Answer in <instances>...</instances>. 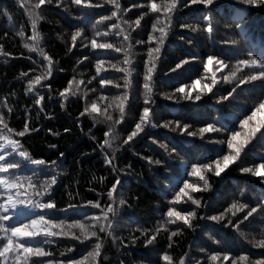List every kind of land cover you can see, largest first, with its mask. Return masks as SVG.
<instances>
[{
  "label": "trees",
  "instance_id": "obj_1",
  "mask_svg": "<svg viewBox=\"0 0 264 264\" xmlns=\"http://www.w3.org/2000/svg\"><path fill=\"white\" fill-rule=\"evenodd\" d=\"M93 2L100 3L101 0H93ZM156 2L160 3L161 0ZM185 2L187 3V0ZM120 3L122 8L128 9V12L120 13L121 20L131 23L141 15L142 11L147 13V0H120ZM241 7L246 9L243 22L234 19L235 10ZM112 10L111 5L89 10L83 16L81 23L74 20V17L81 15V11L70 6L68 0H64V7L57 6L55 3L42 6L43 19L39 21L37 30L42 37L40 47L44 48L54 61L53 76L49 77L52 100L45 95L42 106H36L35 97L47 93L48 90L37 86L38 91L27 92V81L44 72L47 65L42 63L41 55L29 52L24 47L25 43H31L27 38L32 34L25 8L17 0H0V45L3 46V52H0V112L5 114L9 125L17 130L23 129L26 119L33 128L40 127L42 130L26 134V138H21V142L34 159L58 161L59 165L55 169H48L44 166L29 164L22 172L13 174L31 176L35 173L40 181H46L50 176L56 175L58 182L53 186L54 190L50 195L58 209L65 208L68 203L82 204L87 200H100L101 206L108 203L106 193L110 183L100 182L101 177L111 179L113 175L112 169L104 164V158L106 155H111V149L100 147L108 126L102 119H94L88 115L80 116L86 106L85 99L91 103L92 99H98L101 94L98 90V82L91 86L97 89L95 95L87 87H82L77 96H69L64 101V108H61L58 92L68 86L67 81L73 77L86 82L94 74L92 64L95 58H109L107 54H102L98 50L95 57L90 56L88 62L83 63L82 66L78 65L77 60L81 59V55L89 53L78 46L68 52L67 49L71 46V33L75 30L70 25L84 28L85 35L90 39L94 30H106L107 22L103 25H97L96 22L100 16L110 15ZM205 16H208L210 21H205ZM155 19L156 14L148 13L142 20V28L136 30L133 39L129 41L134 45V55L141 58L138 65L141 75L137 78L139 81L137 88L143 83V60L147 58V32L151 31V25ZM111 22L115 23V19ZM209 22L213 26L211 33L204 30ZM180 24L197 26V31L193 32L191 27L181 28ZM93 25H96L95 29ZM122 26L128 28V24ZM21 30L24 33L23 37L19 35ZM136 39H143L146 43L136 45ZM111 42L120 43L115 38ZM261 51H264V7L243 6L235 3L234 0H217L215 6H209L208 9H205L203 5L182 7L175 16L174 27L162 49L161 59L157 65L158 71L154 74L156 103L153 107L158 111V118L154 122L160 124L162 121H175L182 118V124L187 123L191 131L198 132L200 127L221 120L228 124L229 130L245 131L241 129L239 119L250 114L251 108L255 106L253 101L258 103L255 93L259 82H253L257 87L240 85L233 98L219 103L217 101L221 95L231 91L239 83V79L252 73L251 69L237 66V61L248 59L249 53L259 59ZM111 55L116 59H123L122 54L112 53ZM207 55H215L225 63V68L216 72L219 83L214 86L213 92H206L203 89V85L211 83L212 79V73L206 72L203 68ZM193 56L196 59H191ZM181 59H188L190 62L182 69L170 72L169 69L175 68V64ZM33 61L36 63L34 64ZM210 67L215 72L218 66L213 62ZM25 72L29 73L27 78L21 75ZM109 72L108 78L123 83L122 73L113 69H109ZM233 72L236 74L233 78L234 83L224 82L223 77L231 78ZM193 80L200 81V87L193 88V93H206L202 95L201 101L193 103L181 100L176 103L160 95V93H172L181 84L185 85L187 91L188 88L193 87ZM108 88L111 91L104 92L105 96L120 94L113 85H109ZM85 92L88 93L87 97L84 96ZM134 94L138 97L133 102V108L137 111L127 114L129 123L126 130L117 126L121 140L114 142V147L117 143L122 144L123 138L132 130L135 120L138 119V109L143 106V98L139 97L138 92ZM102 103L98 101V106ZM41 107L43 111L40 110ZM216 127H221V124L216 123ZM65 128L69 131L65 132ZM48 129L58 132L59 135H52ZM218 140H223L225 143L210 144V141ZM226 140V133L221 135L206 133L205 139L201 140L199 135L187 137L185 134L157 127L148 128L146 134L142 133L135 142H129L128 145L118 148L114 163L119 169H127V179L125 187L121 189L122 196L118 194L117 200L123 198L126 203L122 206L117 230L113 233L117 239L114 242L112 237L104 238L103 255L98 258L97 264H100L103 256L108 257L103 264H119L120 260H123L125 264H166L162 259L165 251L172 257L174 264H177L180 257L186 254H190L188 264H195V261H200V264H230V261H222L219 258L218 262L209 260L213 252L223 255L225 251L231 256H238L244 252L250 253L253 259L259 258L264 249L254 247L250 241L253 237L259 239V234L264 229V213L256 215L255 218H249L250 222L246 221L239 231L224 227L227 219L216 224L208 221L206 217L224 212L227 218L234 221L235 217H232L234 209L229 208L234 200L249 203L250 200L264 199V196L260 195L264 192L260 178L251 174H242L239 171L240 167H255L264 162V139H256L251 143L247 148L244 161L236 166H230L229 170L220 177L207 174L212 185L211 189L193 193L196 198L206 202L205 206L197 212L198 217L203 216L205 219L196 221L197 225L203 227V231L199 227L195 231L184 227L182 234L173 237L171 248H169L168 232L175 231L176 225H168L167 229H162L154 245H145L146 237L140 234L145 229L148 230L146 235L153 234L154 230L166 221L164 213L170 206L177 211L191 210V207L185 204H169V200L179 190V186H183L184 179L198 184L200 188L204 187L198 177L187 176L183 161H188L187 170H191V163H211V160L216 158L213 153L217 149L223 147L225 152L228 151ZM162 144L168 145L169 152L172 147H176V153L169 156L160 147ZM49 145L57 147L53 149ZM60 153H64V156L60 157ZM202 154L210 155L211 159L198 160L197 157ZM144 157H152L153 160H160L162 163L150 165ZM177 171L179 176L176 175ZM93 177L96 179L94 180ZM172 183H176L177 186L171 187ZM98 193H104V195L100 197ZM251 206H254V203ZM94 213L99 214V209H95L94 212L86 211L87 215ZM68 216L73 219L81 218L59 211L55 213L54 218L66 219ZM237 216L241 214L237 213ZM133 237L136 238L135 243H131ZM120 240H123L122 245ZM93 243H95L94 240ZM68 247H73L72 253L65 251ZM46 248L57 257L64 252L69 258H79L91 250L92 244L81 245L78 242L60 239Z\"/></svg>",
  "mask_w": 264,
  "mask_h": 264
},
{
  "label": "snow or ice",
  "instance_id": "obj_2",
  "mask_svg": "<svg viewBox=\"0 0 264 264\" xmlns=\"http://www.w3.org/2000/svg\"><path fill=\"white\" fill-rule=\"evenodd\" d=\"M17 2L25 8L32 30L31 36L27 38L31 43H25L24 47L29 52H36L41 55L43 57L42 63H46L47 65L44 72L35 75L33 79L27 81L26 88L27 92L38 91L37 86L48 90L47 93L37 95L34 99L36 106H42L45 95H48L49 99L52 100L49 77L53 76L54 61L44 48L40 47L42 37L41 33L37 30V26L39 21L43 19L41 15L42 6L55 3L57 6L64 7V0H34V2L33 0H22V2L21 0H17ZM216 2L217 0H187V3L185 0H161L160 3H157L156 0H147V13L142 11L141 15L137 16L135 21L130 23L120 18L121 12H128L127 8H122L120 0H101L100 3H94L93 0H68L70 6L81 11L80 16L74 17V20L81 23L83 22V16L89 10H94L105 5L113 7L110 15L100 16L96 22L97 25H103L107 22L106 30H94L90 39L85 35L84 28L70 25L75 30L71 33V46L67 49L68 52H71L74 47L78 46L89 53L88 55H81V59L77 60L78 65L82 66L83 63L88 62L90 56L95 57L98 50L102 54H107L109 58H95L94 64H92L94 74L86 82L83 79L78 80L73 77L67 81L68 86L63 87L58 92L61 108H64V101L69 96H77L82 87H87L95 95L97 89H93L91 86L98 82V90L101 94L98 99H92L91 103H88V100L85 99L86 106L83 108L80 116L88 115L94 119H102L108 126L107 131L104 132L105 138L100 144L102 149H111V155L105 156L104 164L112 169V178H100L102 184L106 181L110 183V187H108L106 193L108 203L101 206L100 200H87L82 204L68 203L65 208L58 209L50 195L54 190L53 186L57 185L58 182L56 175L50 176L46 181H40L36 178L35 173L31 176L13 174L14 172H22L29 164L44 166L48 169H55L59 165L58 161L48 162L43 158L34 159L22 144L21 138H26V134L42 130L40 127L33 128L26 119L23 129L17 130L9 125L5 114L0 112V264H97L98 258L103 255L104 238L112 237L114 242L117 239L113 233L117 230L122 206L126 203L123 198L117 200L118 194L122 196L121 189L125 187V180L127 179V169H119L118 165L114 163V160L117 158V149L123 145H128L129 142H135V139L142 133L146 134L148 128L160 127L170 132L185 134L187 137L199 135L201 140L205 139L206 133L227 134L226 145L228 151L225 152L223 147L217 149L213 153L216 158L215 160H211V163H191V170H187L188 161H183L187 176L198 177V180L203 182L204 187L200 188L198 184L190 183L188 179H184L183 186H179V190L169 200V204H185L191 207V210L177 211L174 207L170 206L167 212L164 213V216L167 218L166 221L161 223L154 230L153 234L146 235L148 231L146 229L141 231L140 234L146 237L144 240L145 245H154L157 241L158 233L162 229H167L168 225H176L175 231L168 232L169 248H171L173 237L182 234L184 227L193 231L199 227L203 231V227L197 225L196 221L198 219H205L203 216L198 217L197 212L198 209L205 206L206 202L196 198L193 193L211 189L212 185L209 182L207 174L220 177L226 170H229L230 166H236L238 163L244 161V157L247 155V148L251 143L256 139H264V51L260 52L259 59L253 56L252 53H249L248 59L237 61V66L251 69L252 73L243 79H239V83L231 91H227L226 95H221L217 101L219 103L220 101H227L229 98H233L239 90L240 85H253V87H257L253 82H259L258 90L255 93L258 103L253 101L255 106L251 108L250 114L244 115L242 119H239L241 129H245L243 132L229 130L228 124L221 120L216 121V123L221 124V127L217 128L216 123H209L200 127L198 132L191 131L187 123L182 124V118L175 121H162L160 124H156L154 121L158 118V111L153 107L156 103L154 100L156 94L154 91V74L158 71L157 65L161 59L162 49L165 47L170 31L174 27L175 16L179 13L180 9L188 5H203L205 9H208L209 6H215ZM234 2L243 6L264 7V0H234ZM235 11L234 19L243 22L246 9L241 7ZM148 13L156 14V19L151 25V31L147 32V58L143 60V83L137 88V84L139 83L137 78L141 75L138 71L141 58L134 55V45L129 41L133 39V34L136 30L142 28V20ZM113 19H115V23L111 22ZM204 20L210 21V18L205 16ZM123 24H128V28L123 27ZM95 27L96 25H93L94 29ZM180 27H191L193 32L197 31V26L180 24ZM212 29L213 26L209 22L206 24L204 30L211 33ZM19 35L21 37L24 36L23 30L20 31ZM113 38L119 40L120 43L111 42ZM145 43L143 39L135 40L136 45H144ZM0 52H3L2 45H0ZM112 53L122 54L123 59H116V57L111 55ZM5 55H8V53H5ZM191 59L194 60L196 57L193 56ZM189 62L188 59H181L175 64V68L169 69V71L176 72V70L182 69ZM213 62L218 66L215 72L210 67ZM33 63L35 64L36 61H33ZM203 68L206 72L212 73L211 83H205L203 89L206 92H213L214 86H217L219 83L216 72L225 68V63L215 55H207L203 62ZM109 69L123 74L121 77L123 80L122 84L108 78L110 75ZM21 75L27 78L29 73L25 72ZM235 77L236 74L233 72L231 73V78L230 76H224L223 80L231 84L234 83L233 78ZM109 85H113L115 89L119 90L120 94L111 97L105 96L104 92L111 91L108 88ZM73 86L75 87L73 88ZM192 86V88H188L186 91L185 85L181 84L172 93H160V95L176 103H179L181 100L193 103L201 101L202 95L206 93H193V88L198 89L200 87V81L193 80ZM135 92H138L139 97L143 98V106L138 109V119L135 120L132 130L123 138L122 144L117 143L114 147V142L121 140L117 126L126 130V126L129 123L127 114L137 111V109L133 108V102L138 99L137 95L134 94ZM87 95L88 93L85 92L84 96L87 97ZM98 101L103 103L98 106ZM5 107H7L6 104ZM40 110L43 111V108L41 107ZM48 131L54 136L59 135L58 132H53L51 129H48ZM64 131L68 132L69 129L65 128ZM215 143L223 145L225 141H210V144ZM49 147L55 149L57 146L49 145ZM160 147L169 156L176 153V147H172L171 152L168 151V145L166 144H162ZM201 147L204 146L201 145ZM221 153L223 154L221 155ZM63 156L64 153H60V157ZM144 159L150 165H160L162 163L160 160H153L152 157H144ZM197 159L210 160L211 156L202 154ZM239 171L242 174H251L260 178L261 184L264 186V162L255 165V167H240ZM44 174L47 175V173ZM176 175L179 176V171L176 172ZM93 179L95 180L96 178L93 177ZM170 186L176 187L177 184L172 183ZM92 190L95 191V189ZM97 195L102 197L104 193H98ZM260 195L264 196V192L260 193ZM253 203L254 206H251ZM229 208L234 209L232 212V217H235L234 221L231 218H227L224 212L207 216L206 219L216 224H220L227 219L224 227H231L239 231L244 226V223L249 221V218H255L256 215L264 213V199L258 201L250 200L249 203L234 200L229 205ZM95 209H99V214H86V211L94 212ZM57 211L64 214L71 213L81 218L73 219L71 216H68L66 219H56L54 217ZM237 213L241 214L242 219L241 216H237ZM60 239L78 242L81 245L92 244V248L79 258H69L64 252H61L60 257H57L52 251L47 250L46 246L52 245ZM93 240L95 243H93ZM119 242L121 245L123 244V240ZM135 242L136 238L133 237L131 243ZM214 242L218 243V241ZM250 242L253 243L254 247L264 249V229L261 230L259 239L253 237ZM65 251L72 253L73 247H68ZM189 258L190 254H186L180 257L177 264H188ZM218 258L222 261H230V264H264V252L257 259H253L250 253L244 252L238 256H231L227 251L223 255L219 252H213L209 260L218 262ZM107 259V256H103L100 264H103V261ZM162 259L166 264H174L172 257L167 251L163 254ZM119 264H125V262L120 260ZM195 264H200V261H195Z\"/></svg>",
  "mask_w": 264,
  "mask_h": 264
}]
</instances>
